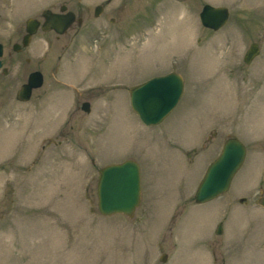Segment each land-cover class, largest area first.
I'll list each match as a JSON object with an SVG mask.
<instances>
[{"label": "rangeland", "instance_id": "obj_1", "mask_svg": "<svg viewBox=\"0 0 264 264\" xmlns=\"http://www.w3.org/2000/svg\"><path fill=\"white\" fill-rule=\"evenodd\" d=\"M63 2L89 6L90 24L106 20L120 35L96 39L98 29L81 28L89 41L71 42L63 60L52 47L39 62L37 37L26 47L29 61L4 55L11 84L0 92V264H264V207L256 201L264 193V0H0V41L8 39L3 28L13 42L27 17ZM99 2L121 9L93 19ZM205 2L229 8L218 29L199 21ZM252 41L260 50L245 63ZM35 68L43 86L29 100L16 99ZM171 69L184 75L183 91L166 118L146 125L130 105L129 87ZM83 87L92 89L82 94ZM81 99L89 112L76 108ZM67 119L63 133L72 136H57ZM232 134L247 153L229 188L190 200L168 226ZM127 158L142 168L140 205L133 217L104 215L98 166ZM243 195L246 202L238 200Z\"/></svg>", "mask_w": 264, "mask_h": 264}, {"label": "water", "instance_id": "obj_2", "mask_svg": "<svg viewBox=\"0 0 264 264\" xmlns=\"http://www.w3.org/2000/svg\"><path fill=\"white\" fill-rule=\"evenodd\" d=\"M43 14L49 18L55 16L49 8L43 9ZM228 16L229 10L227 6L210 3H205L199 13L201 23L213 29L222 26L227 21ZM27 23L28 25H35L33 18H28ZM67 24L68 21L64 25L62 24L60 30H63V26H67ZM32 32L29 29L28 35L24 36V44H27L28 36ZM259 50V43L257 41L251 42L244 53V61L250 62L258 54ZM1 54L2 50L0 48ZM42 81L41 71H32L27 81L17 91V98L21 100L28 99L32 89L40 86ZM162 91H168L170 97L158 108V95ZM182 91L183 78L181 74L176 71H170L165 74L152 76L141 83L131 86L129 89L130 104L145 124H155L160 122L173 109ZM81 108L88 111L90 109L89 102L83 101ZM245 154L246 147L241 139L236 136L226 138L220 153L208 165L197 186L194 193L195 201H206L225 191L229 187L234 173L242 164ZM97 196L98 208L101 213L124 212L127 215H133L135 207L139 204L141 198L139 163L132 158H128L100 168ZM259 202L264 205V195L259 198ZM217 232H221L220 225ZM163 259H165V255Z\"/></svg>", "mask_w": 264, "mask_h": 264}, {"label": "flooded vegetation", "instance_id": "obj_3", "mask_svg": "<svg viewBox=\"0 0 264 264\" xmlns=\"http://www.w3.org/2000/svg\"><path fill=\"white\" fill-rule=\"evenodd\" d=\"M179 1H182V0H179ZM121 7H122V5H121ZM45 8L51 9V11L55 14V16L51 15L52 18L45 16L43 14V9H45ZM118 8H120L118 6V4H115L113 6H107V3L103 4V3L99 2V3H96L94 5V7L91 10V13H92L93 19H95L101 14L104 15V13L107 10H110V9L115 10ZM43 9L40 12V16H29L24 20L23 24H19L18 26H16L13 29V31L15 32V35L18 37L13 42L10 39L11 34L13 32L11 30L7 29L6 27L3 28L4 33L8 34V39L6 41H0V44H1L0 48L2 50V54L0 56V62H1V65H0V92H3L4 95H6L9 92V91H7V89H8V87L10 88V84H11V81L10 80L8 81V78L6 77V75L9 74L10 69L8 67L9 65H7L5 63L6 59H5L4 55L7 53L6 55H9V59L11 57H14V55L16 57H18V56L21 57L24 55L23 56L24 60L29 61V59H31L30 55H32L33 53L29 52L26 47H28L31 44L33 38L37 37L39 39V41H38L39 47H38L37 51L35 52V54H37V56L40 57V60H39V62H40L41 59L47 55V53L51 50L52 47L55 49L58 48L57 50L62 52L61 54L60 53L57 54V58H60L62 60H63V56H66V54L67 55L70 53L72 54L73 53V47H74L72 45L75 44V42L72 44H71V42L76 41L78 39L81 40L82 35L84 36V33L79 34V30L81 28H83L84 31L85 30L93 31L92 28H95L96 30L98 29L97 30L98 32H100L99 35H92L90 33L87 34V40L82 39L83 41H86V42L89 41L88 40L89 35H92V37L108 38V39H109V37L110 38H118V36L120 35V32H119L120 28L112 27L110 25V22H107L106 20L100 21V23H98L94 26H93V24H90V21L88 19L90 7L87 5L85 6L83 4H78L75 8H71L67 5V3L63 2V3H60V5L57 9H53L51 7H44ZM28 18H33V22L35 23V25L34 24L28 25V23H27ZM70 18H72V19L70 20ZM66 21H68L67 26H63V28H62L63 30H60V27H62V24L64 25V23ZM73 27L75 28V34L74 35L66 34L69 31V29H71ZM29 29H31L33 32L28 36L27 44H24L23 38L25 35H28ZM115 40L116 39H113L111 41H115ZM9 43L11 44V50L7 49ZM27 53H29V54H27ZM34 70L41 71L43 81L39 87L43 86V84H44V73L41 69L35 68L31 71H28L26 78L20 83L19 87L15 90V96L17 95V91L19 90L21 85L27 81L29 74ZM54 70H55V66L53 67V72H54ZM52 75H54V73ZM85 78H86V76H82L80 83H79V86L83 85L82 83H83ZM89 89H92V88L83 87L81 93L82 94L85 92L87 93ZM42 97H45V96H42ZM16 99H17V97H16ZM87 99L79 100L76 108L80 111H83L80 108V106H81V103ZM38 102H40L39 99H38ZM65 128H66V125H62L54 133L57 134V136L69 135V134L63 133V130H65ZM208 138H212V136L208 135ZM204 145H205V143H204ZM193 149L195 151V154L199 153V151L195 150L196 147H194ZM194 159L195 158H193L190 163L194 164L193 163ZM190 200L194 201V194H192L190 197H188L186 199H183L181 202L184 201V203L187 204ZM238 200L240 202H246L247 196L243 195V196L239 197ZM219 225L222 226L221 223H219L218 226ZM217 230H218V227H217ZM221 245H222L221 243L218 244L217 246L214 247V249L220 250Z\"/></svg>", "mask_w": 264, "mask_h": 264}, {"label": "bare ground", "instance_id": "obj_4", "mask_svg": "<svg viewBox=\"0 0 264 264\" xmlns=\"http://www.w3.org/2000/svg\"><path fill=\"white\" fill-rule=\"evenodd\" d=\"M219 15V13H217ZM216 14V16H218ZM78 60V59H77ZM170 97V93L168 91H162L159 95H158V108L161 107V105ZM62 153V152H61Z\"/></svg>", "mask_w": 264, "mask_h": 264}, {"label": "trees", "instance_id": "obj_5", "mask_svg": "<svg viewBox=\"0 0 264 264\" xmlns=\"http://www.w3.org/2000/svg\"><path fill=\"white\" fill-rule=\"evenodd\" d=\"M181 210H182V209H180V210H177V211L175 212V214L173 215V217H172V219H171L170 225H171V224H173V222H174V220H175L176 216H177L178 214H180V213H181Z\"/></svg>", "mask_w": 264, "mask_h": 264}]
</instances>
